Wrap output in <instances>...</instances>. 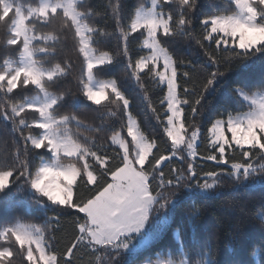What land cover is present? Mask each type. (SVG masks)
Listing matches in <instances>:
<instances>
[{
    "label": "snow or ice",
    "instance_id": "6c2138e0",
    "mask_svg": "<svg viewBox=\"0 0 264 264\" xmlns=\"http://www.w3.org/2000/svg\"><path fill=\"white\" fill-rule=\"evenodd\" d=\"M105 7L111 9L110 18L123 41L127 74L141 89L145 88L142 75L148 76L163 93L161 112L152 111L171 141L170 152L158 154L156 139L137 125L118 80L100 76L116 62L110 52L95 46L97 36L107 33L90 18L103 13L88 0H0L4 37L0 43L16 54L0 66L4 97L0 120L10 122L12 132L19 133V140L13 139V162L7 161V154L0 162V194L14 207L24 205L26 214L35 209L44 218L43 224L17 217L0 225V264H13L17 253L28 264H76L78 251L90 253L92 264H131L127 258L153 238L154 224L170 215L181 192L196 199L200 194L219 195L216 190L225 178L233 181L235 191L258 170L264 173V0H224L223 6L209 0L211 14L201 13L200 0H148L131 16L124 14V0H108ZM65 30L72 34L82 57L77 94L70 89L55 90L71 68L68 59H54ZM133 34L142 37L137 51L146 50L134 62L128 47L129 39L136 38ZM192 40L205 57L199 69L173 58L176 44ZM257 64L262 67L259 90L229 81L233 71H246ZM29 91L35 95L13 99ZM68 95H72L73 108L83 101L101 107L115 105L116 110L107 116L113 123L121 121L120 130L100 144L95 138L69 135L73 122L77 127L87 126L75 113L57 110ZM218 95L222 99L214 107L208 97ZM28 115L33 117L30 122ZM124 128L130 140L123 135ZM201 143L205 154L199 158L214 162L216 170H197ZM177 156L186 167H170L165 173V163ZM259 183L264 186V178ZM13 188L24 193L25 200L12 201ZM81 188L88 192L84 198L79 196ZM73 209L77 212L72 217L74 238L60 253L49 233L54 230L53 222L59 226V213L71 215ZM186 216L189 227L195 228L200 216L195 200ZM178 233L176 229L179 259L158 252L155 259L145 258L141 264H216L211 237L193 259Z\"/></svg>",
    "mask_w": 264,
    "mask_h": 264
},
{
    "label": "trees",
    "instance_id": "16d2710c",
    "mask_svg": "<svg viewBox=\"0 0 264 264\" xmlns=\"http://www.w3.org/2000/svg\"><path fill=\"white\" fill-rule=\"evenodd\" d=\"M28 2V0H23ZM115 3V0H112ZM126 7L124 14L131 16L135 8L141 3H147L148 0H124ZM212 3L223 6L224 0H211ZM88 3L98 12L104 15L100 17H91L90 20L94 26L103 27L107 35H98V43L95 45L100 51L110 52L115 57L116 62L108 66L102 73L101 78H115L118 80L122 91L130 101V112L136 120L140 129L150 138H155L159 147L158 154L168 155L171 148V141L163 133L161 125L157 122L156 116L152 108L156 112H161L159 101L163 93L153 87L150 78L142 75V83L145 88L141 89L136 84L135 79L127 74V59L122 56L123 41L120 38L119 32L116 31L115 21L110 18L111 9L105 7L108 0H88ZM201 13L211 14L212 9L209 7V0H200ZM105 21H107L105 23ZM58 25V22H57ZM197 32L200 31L197 24ZM136 38L129 39L128 47L132 55L133 62L139 55L146 54L145 52L137 51L142 44V37L133 34ZM4 39L3 33L0 32V40ZM214 46V45H213ZM174 60L183 59L185 62H191L194 68L199 69L204 64L205 57L203 49L196 44L195 40L190 42H180L174 46ZM5 58L14 59L16 54L4 48L0 43V66ZM55 60L68 59L71 68L69 75L63 78L56 91L70 89L72 94H77V83L80 75L82 57L79 56L72 34L65 32L61 33V43L57 45V56ZM189 70L182 68L181 71ZM210 71V69H209ZM262 75V67L257 64L248 70H236L229 74L228 79L231 83H248L250 90L256 91L260 89V79ZM15 91V90H14ZM32 97L35 92L29 91L19 93L13 97L15 100L21 99L23 96ZM183 98V97H181ZM4 97L0 94V100ZM209 100L213 101V106L218 107L221 101V96H209ZM233 103L234 98L228 97ZM83 101V98L81 97ZM72 95L66 97L65 102L57 110L60 113H75L77 118L87 127H77L75 122L71 124L73 129L72 137L83 140L85 137L89 139L95 138L97 144L103 143L105 139L112 134L113 131H119L121 121L117 120L113 123L107 116L109 111L116 110L115 105L106 104L105 107L92 105L91 102L83 101L78 107H70ZM151 105L152 107H149ZM31 111V110H29ZM189 111V109H186ZM38 115V114H37ZM29 122L33 118L31 115L26 117ZM163 117L161 116V119ZM198 121L203 125V121L198 118ZM126 123V120L124 121ZM104 125L102 131H97L98 126ZM108 125H111L110 127ZM27 132V130H25ZM202 131L206 132V127H202ZM123 135L127 137V130L124 128ZM19 140V133L12 132V124L0 120V162L3 161L7 154V161L12 163L14 160L13 139ZM167 144V148L165 145ZM20 147H23V142H20ZM111 151V148L108 149ZM205 154L204 143L199 145V155L195 161L197 170L203 168L204 171L216 170L214 162H205L199 158ZM23 159V157H21ZM255 163H259L256 161ZM170 167H186V164L181 162L179 156L174 157L170 163H165L164 171L169 172ZM167 178V177H166ZM264 178V173L259 170L257 174L250 178L245 186H241L235 191L233 190V181L225 178L222 182V187L216 191L219 195L212 194L210 197H205L200 194V198H189L188 194L181 192L179 202L173 207L172 212L166 219H161L159 222L164 225L163 229L147 243L146 246L138 250L134 257H128L131 264H141L148 257L156 258V253L172 254L174 259H179L177 239L174 236V231L179 229V237L185 241V247L191 252L192 258L196 259L195 252L200 250L204 243L211 237L214 258L216 264H233L234 261H239L241 264H264V225L261 221L264 220V186H261L259 181ZM88 192L83 188L79 191L80 198H84ZM24 193H17L15 188L11 190V200H25ZM195 200L200 216L197 218L195 228H190L186 213L189 210L191 203ZM71 215L59 213L60 223L56 226L53 222V231L49 233L54 237L52 241L54 249L60 253L66 250L69 241L74 238L75 226L72 223V217L77 215L76 210H69ZM48 215H56V213H48ZM81 219L83 214H79ZM21 217L25 222L43 224L44 218L42 214H38L35 209L31 214H26L25 206L14 207L9 204L0 194V225L13 221L15 218ZM158 222L155 223L157 228ZM238 226V230H237ZM154 229V228H153ZM231 246V247H230ZM79 259L76 264H92L93 257L88 252H77ZM13 264H28L23 254L17 253L13 259Z\"/></svg>",
    "mask_w": 264,
    "mask_h": 264
},
{
    "label": "rangeland",
    "instance_id": "374dc122",
    "mask_svg": "<svg viewBox=\"0 0 264 264\" xmlns=\"http://www.w3.org/2000/svg\"><path fill=\"white\" fill-rule=\"evenodd\" d=\"M233 7H234V6H233ZM69 129H70L69 135L72 136V131H73V129H72V127H71V124L69 125ZM226 135H228V136L230 137V133H227ZM130 139H131V138H130ZM185 155H186V153H185ZM158 224H159V225L157 226V228L155 227V224H154V226H153V228H154V229H152V237H153V238L159 233V230H160V229H163V228H164V225H162L161 222L158 221ZM153 238H152V239H153ZM149 241H151V240H149ZM149 241H148V242H149ZM148 242H147V243H148ZM147 243H146L144 246H146ZM144 246H143V247H144ZM141 248H142V247H141ZM141 248H140V249H141Z\"/></svg>",
    "mask_w": 264,
    "mask_h": 264
}]
</instances>
